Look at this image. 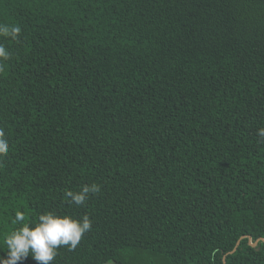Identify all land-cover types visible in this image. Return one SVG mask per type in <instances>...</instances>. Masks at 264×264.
I'll return each instance as SVG.
<instances>
[{
	"label": "trees",
	"instance_id": "trees-1",
	"mask_svg": "<svg viewBox=\"0 0 264 264\" xmlns=\"http://www.w3.org/2000/svg\"><path fill=\"white\" fill-rule=\"evenodd\" d=\"M0 26V258L53 211L92 227L51 264H264V0H0Z\"/></svg>",
	"mask_w": 264,
	"mask_h": 264
},
{
	"label": "clouds",
	"instance_id": "clouds-1",
	"mask_svg": "<svg viewBox=\"0 0 264 264\" xmlns=\"http://www.w3.org/2000/svg\"><path fill=\"white\" fill-rule=\"evenodd\" d=\"M20 31L19 27H12L9 31L7 26H0V34L11 35L13 38ZM0 57L8 58V53L2 46H0ZM258 134L264 137V129L259 130ZM7 151V142L0 138V155L7 154ZM99 191V185L94 183L83 186L76 193L69 191L66 196L73 204L81 206L89 193L95 194ZM24 221V213L17 211L13 223L21 226L4 238L3 243L7 246V252L0 258V264H18L29 256L37 264H51L57 256L58 248L66 246L74 250L83 235L92 227V221L87 215L76 219L70 215H58L53 211L40 214L37 222L33 224L24 223Z\"/></svg>",
	"mask_w": 264,
	"mask_h": 264
},
{
	"label": "water",
	"instance_id": "water-1",
	"mask_svg": "<svg viewBox=\"0 0 264 264\" xmlns=\"http://www.w3.org/2000/svg\"><path fill=\"white\" fill-rule=\"evenodd\" d=\"M249 240H250V245L252 247H256L259 244L260 241L264 242V239H259L256 242H253L252 238H249ZM239 245H240V241L237 243V246L234 248V250L232 252H230L229 254L234 253L237 250V248L239 247ZM224 263L226 264V257L224 258Z\"/></svg>",
	"mask_w": 264,
	"mask_h": 264
},
{
	"label": "rangeland",
	"instance_id": "rangeland-1",
	"mask_svg": "<svg viewBox=\"0 0 264 264\" xmlns=\"http://www.w3.org/2000/svg\"><path fill=\"white\" fill-rule=\"evenodd\" d=\"M110 264H113V263H110Z\"/></svg>",
	"mask_w": 264,
	"mask_h": 264
}]
</instances>
